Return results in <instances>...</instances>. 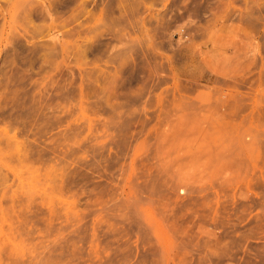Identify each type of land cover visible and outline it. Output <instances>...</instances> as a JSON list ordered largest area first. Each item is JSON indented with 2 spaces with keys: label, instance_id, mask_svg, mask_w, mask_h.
I'll list each match as a JSON object with an SVG mask.
<instances>
[{
  "label": "rangeland",
  "instance_id": "obj_1",
  "mask_svg": "<svg viewBox=\"0 0 264 264\" xmlns=\"http://www.w3.org/2000/svg\"><path fill=\"white\" fill-rule=\"evenodd\" d=\"M43 1L0 0V264H264V0Z\"/></svg>",
  "mask_w": 264,
  "mask_h": 264
},
{
  "label": "bare ground",
  "instance_id": "obj_2",
  "mask_svg": "<svg viewBox=\"0 0 264 264\" xmlns=\"http://www.w3.org/2000/svg\"><path fill=\"white\" fill-rule=\"evenodd\" d=\"M54 1H56V0H54ZM57 1H59V0H57ZM77 1H78V0H77ZM109 1H110V0H109ZM6 2H7V1H6ZM52 2H53V0H52ZM62 2H64V1H62ZM73 2L75 3V1H73ZM93 2H94V1H93ZM1 3H2V2H1ZM1 3H0V4H1ZM17 3H18V2H17ZM35 3H38V4H39L40 2H39V0H21V5L23 6V10H22V11L27 10V6H28V5L33 6ZM49 3H50V2H48V4H47L46 2H44V1L42 2V0H41V4H40V6H39V5L37 6V9H36V10H39L38 7H41V6H42V7H43V10H44V9L47 10L48 13L51 12L50 10L54 11L53 9H54V6H55V5L52 6L53 3L50 4V5L53 7V9H52V8L50 9L51 6H50V7L48 6ZM58 3H59V2H58ZM79 3H80V2H79ZM79 3H78V4H79ZM83 3H85V2H83ZM99 3H100V2H99ZM112 3H113V2H112ZM66 4H67V3H66ZM66 4H65V5H66ZM80 4H82V2H81ZM94 4H95V3H94ZM128 4H129V3H128ZM132 4H133V3H132ZM61 5H62V4H61ZM61 5H60V6H61ZM68 5H70V4H68ZM85 5H86V4H85ZM85 5H84V6H85ZM88 5H89V4H88ZM97 5H98V4H97ZM0 6H1V5H0ZM63 6H64V5H63ZM66 6H67V5H66ZM80 6H81V5H80ZM135 6H136V5H135ZM58 7H59V6H58ZM69 7H70V6H69ZM105 7H106V6H105ZM28 8H29V7H28ZM34 8H35V7H34ZM96 9H97V8H96ZM104 9H105V8H104ZM0 10H1V7H0ZM36 10H35V11H36ZM41 10H42V9H41ZM41 10H39V11H41ZM43 10H42V11H43ZM84 10H85V9H84ZM88 10H89V9H88ZM33 11H34V9H33ZM103 11H104V10H103ZM114 11H115V10H114ZM131 11H132V10H131ZM0 12H2V11H0ZM27 12H28V11H27ZM31 12H32V11H30V13H31ZM36 12H37V14L39 13L38 11H36ZM36 12H34L35 15H36ZM45 12H46V11H45ZM83 12H84V11H83ZM97 12H98V11H97ZM7 13H8V12H7ZM17 13H18V12H17ZM32 13H33V12H32ZM104 13H105V12H104ZM111 13H112V12H111ZM28 14H29V13H27L26 15H28ZM34 14H33V15H34ZM39 14H43V13H39ZM50 14H53V13H50ZM29 15H30V14H29ZM29 15H28V17H29ZM43 15H45V13H44ZM43 15H42V16H43ZM46 15L49 16L47 13H46ZM79 15H80V13H79ZM93 15H94V14H93ZM128 15H129V14H128ZM22 16H23V15H22ZM37 16H41V15H37ZM81 16H82V14H81ZM106 16H107V15H106ZM16 17H17V16H16ZM28 17L25 16V17H24V20H25L26 18H28ZM35 17H36V16H35ZM44 17H45V16H44ZM52 17H53V16L51 15V17H48V18L50 19V18H52ZM88 17H89V16H88ZM111 17H112V16H111ZM128 17H129V16H128ZM32 18H33V16H32ZM36 18H39V20H42V19H43V18L41 19V17H36ZM90 18H91V17H90ZM129 18H131V17H129ZM14 19H15V18H14ZM19 19L22 20L21 18H19ZM33 19H34V18H33ZM102 19H103V18H102ZM108 19H109V18H108ZM115 19H116V18H115ZM121 19H122V18H121ZM29 20L31 21L32 19H29ZM29 20H28V22H29ZM50 20H51V19H50ZM54 20H55V19H54ZM54 20H53V21H54ZM90 20H91V22H92V19H90ZM90 20H89V21H90ZM98 20H100V19H98ZM118 21H119V20H118ZM125 21H126V20H125ZM14 22H15V21H14ZM108 22H109V21H108ZM23 23H24V22H23ZM25 23H26V22H25ZM25 23H24L23 25H26ZM29 23H30V22H29ZM52 23H53V22H52ZM27 24H28V23H27ZM100 24H101V23H100ZM28 25H29V24H28ZM83 25H84V24H83ZM95 25H96V24H95ZM112 25H114V24H112ZM26 26H27V25H26ZM96 26H97V28H98V24H97ZM99 26H101V25H99ZM27 27H28V26H27ZM90 27H91V26H90ZM93 27H95V26H93ZM18 28H19V27H18ZM24 28H25V27H24ZM32 28H33V27H32ZM52 28H53V27H52ZM97 28H95V29H97ZM91 29H92V28H91ZM19 30H20V29H19ZM33 30H34V29H33ZM36 30H37V29H36ZM36 30H35V31H36ZM98 30H99V29H98ZM93 31H94V30H93ZM111 32H112V31H111ZM35 33L38 35L37 32H35ZM54 33H55V32H54ZM51 34H53V33H51ZM117 34H118V32H117ZM119 35H120V34H119ZM34 36H35V35H34ZM120 36H121V35H120ZM25 37H27V36H25ZM116 37H117V36H116ZM121 37H122V36H121ZM150 37H151V36H150ZM29 39H30V38H29ZM38 39H39V38H38ZM113 39H114V38H113ZM124 39H125V37H124ZM130 39H131V38H130ZM109 40H110V39H109ZM119 40H120V39H119ZM30 41H31V40H30ZM36 41H37V40H36ZM139 41H140V40H139ZM135 42H136V41H135ZM36 43H37V42H35V44H36ZM41 43H42V41H41ZM100 43H101V42H100ZM85 45H86V44H85ZM133 46H134V45H133ZM135 46H136V45H135ZM33 47H34V46H33ZM39 47H41V46H39ZM217 47H218V46H217ZM220 47H222V45H221ZM220 47H218L217 49L219 50ZM257 48H258V47H257ZM83 49H84V48H83ZM221 49H222L223 53L226 52V50L224 49V47L221 48ZM221 49H220V50H221ZM127 50H128V49H127ZM134 50H135V49H134ZM134 52H135V51H134ZM141 52H142V50H141ZM204 64H205V63H204ZM207 69H208V68H207ZM208 70H209V69H208ZM206 71H207V70H206ZM122 72H123V71H122ZM208 72H211V71H208ZM131 77H132V76H131ZM208 78L210 79V77H208ZM123 84H124V83H123ZM122 86H123V85H122ZM144 87H145V86H144ZM141 89H142V88H141ZM139 96H140V95H139ZM127 99H128V98H127ZM1 100H2V99H1ZM225 100H226V99H225ZM225 100H224V101H225ZM0 103H1V102H0ZM222 103H223V102H222ZM224 104H225V103H224ZM114 107H115V106H114ZM2 133H4V132H2ZM1 135H3V134H1ZM10 136H11V135H10ZM6 138H7V135H6ZM7 139H8V138H7ZM7 139H5V140H7ZM11 140H12V139H10V137H9L8 141H11ZM13 141H14V143L17 142L16 139H14V138H13ZM14 145H15V144H14ZM195 148H196V147H195ZM19 151H21V150H19ZM197 152H199V151H197ZM17 153H18V152H17ZM17 155H18V154H17ZM22 155H23V153H22ZM16 158H17V157H16ZM19 159H20V158H19ZM3 164H4V163H3ZM4 166H5V165H4ZM5 167H6V166H5ZM168 234H169V233H168ZM159 237H160L161 239H163V241H164V243H165V239H164V237H163L162 235H160V234H159ZM154 239H155V238H154ZM166 242H167V241H166Z\"/></svg>",
  "mask_w": 264,
  "mask_h": 264
}]
</instances>
